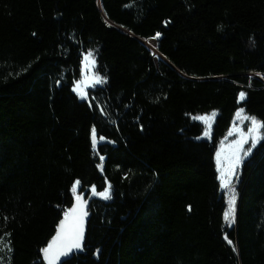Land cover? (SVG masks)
I'll list each match as a JSON object with an SVG mask.
<instances>
[{"label": "trees", "instance_id": "1", "mask_svg": "<svg viewBox=\"0 0 264 264\" xmlns=\"http://www.w3.org/2000/svg\"><path fill=\"white\" fill-rule=\"evenodd\" d=\"M89 53L104 82L80 99ZM251 74L264 0H0V264H46L77 196L91 216L63 264H264V127L231 226L215 167L239 110L264 123Z\"/></svg>", "mask_w": 264, "mask_h": 264}, {"label": "rangeland", "instance_id": "2", "mask_svg": "<svg viewBox=\"0 0 264 264\" xmlns=\"http://www.w3.org/2000/svg\"><path fill=\"white\" fill-rule=\"evenodd\" d=\"M147 48L155 55V58L157 59L158 58L156 57L157 53H154L149 47ZM96 76L97 75L95 73V60L92 57V55L91 57H89V54H86L83 57V61H82V78L74 86V88H77V86H79L78 91H75V93L78 95L80 99H87V94L89 93V90L100 86V83L99 84L95 83ZM249 78L257 79L264 84V76L260 74H251L249 75ZM90 95H91V100L97 106L99 112L103 115L105 119H107V115L105 112V106L102 104V100L97 99L93 94H90ZM82 96L84 98H82ZM237 113H240V115L238 116ZM237 113L235 115L234 123L231 129L226 134L225 138L221 142L218 148V151H217L220 153V156H219L220 171L217 170V160H218L217 155H216V160H215V167L217 171L219 185L221 184V180H220L221 172H223L225 179H228L229 176L231 177L232 187H234L235 194H236L235 209L237 208V198H238L237 197L238 196L237 187L239 184L241 167L243 163L245 162V160L253 152L255 147L262 140L261 128L257 132L249 135L248 129L251 126V120L245 119V117H248V116L244 113V111L239 110ZM199 117H211V114L206 115V116L205 115L199 116ZM195 120L200 122L204 126V129L206 128L205 121L199 120V119H195ZM213 120L214 118L209 119L207 123H210L212 126ZM204 138H208V137L204 136ZM245 140H247V142H244ZM253 140H255V147H251ZM237 160H239V163H236ZM221 191L225 194L226 201H227V207H228V199H229L230 190L221 188ZM235 218H236V211H235Z\"/></svg>", "mask_w": 264, "mask_h": 264}, {"label": "snow or ice", "instance_id": "3", "mask_svg": "<svg viewBox=\"0 0 264 264\" xmlns=\"http://www.w3.org/2000/svg\"><path fill=\"white\" fill-rule=\"evenodd\" d=\"M160 34L157 33L156 37H158ZM154 37V38H156ZM91 53H89V57H91ZM94 63V61H93ZM103 78L96 76L95 77V83L99 84L102 83ZM79 86L77 88H74V91H78ZM245 97V93H240V99L243 100ZM82 98H84L82 96ZM215 113L211 114V117H195V119L203 120L206 123V128L204 130V136L209 137L211 134V124L207 123L209 119H212L215 117ZM239 116L240 113H237ZM245 119L251 120V126L248 129L249 135L257 132L261 127H264V123L258 122L254 117H245ZM93 140L95 142V129H93L92 132ZM244 142H247L245 140ZM251 147H255V140H253ZM247 154V153H245ZM219 156L220 153L217 152V170L220 171V165H219ZM236 163H239V160L236 161ZM221 184L220 187L222 189H229V199H228V207L227 210L224 212V219L226 223L231 226L235 222V203H236V194L235 189L232 187V181L231 177L229 176L228 179L224 178L223 172H221ZM76 184H79V181H76ZM73 192H76V186H73L72 189ZM93 195H97L95 187L92 189ZM98 195L104 199L109 200L111 199V191L110 186L105 188L102 192H99ZM77 200L80 201L81 197L77 196ZM86 203V202H85ZM191 210V208H189ZM87 215V212L84 210V203H81L79 208H72L70 212L64 213V220L60 222L59 231L56 239L52 244H49L48 247L42 249V252L44 254L45 259L47 260L48 264H58V261L61 257H67L70 253H72L74 250H82V241H83V219ZM227 239V237H226ZM2 242V241H0ZM228 243L231 244V240H228ZM8 250L11 251L10 248V241L7 245ZM235 251V248H233Z\"/></svg>", "mask_w": 264, "mask_h": 264}, {"label": "water", "instance_id": "4", "mask_svg": "<svg viewBox=\"0 0 264 264\" xmlns=\"http://www.w3.org/2000/svg\"><path fill=\"white\" fill-rule=\"evenodd\" d=\"M151 40V39H150ZM142 44H144L146 46V41H141L139 40ZM155 42H156V39H155ZM147 47V46H146ZM155 62H157V59L154 58ZM86 202V203H85ZM81 203H84V210L87 212V215L84 217L83 219V241H82V250H74L72 253H70L67 257H61L60 260L58 261V264H63L67 261H69L70 259H72V257L74 255H79L82 253L83 251V245H84V240H85V237H86V231H87V223L89 222V219H90V206H91V203H92V197L88 198V199H84L83 197H81V200L78 201L77 199L72 203L70 209L68 212H70V210L72 208H79L80 204ZM65 218V217H64ZM64 218L62 220H64ZM61 220V221H62ZM60 221V222H61ZM59 226H60V223L58 224V228H57V231L54 235V237L51 239L50 241V244H52L54 242V240L56 239L57 235H58V231H59ZM42 257H43V260L46 264H48L47 260L45 259L44 257V254H42Z\"/></svg>", "mask_w": 264, "mask_h": 264}, {"label": "bare ground", "instance_id": "5", "mask_svg": "<svg viewBox=\"0 0 264 264\" xmlns=\"http://www.w3.org/2000/svg\"><path fill=\"white\" fill-rule=\"evenodd\" d=\"M145 44H147L146 46L149 47L154 53H156L155 39H151V40L147 41Z\"/></svg>", "mask_w": 264, "mask_h": 264}]
</instances>
